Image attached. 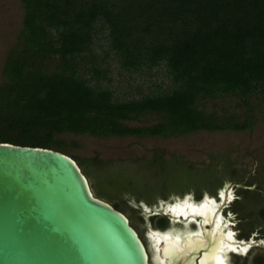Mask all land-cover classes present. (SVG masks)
Here are the masks:
<instances>
[{
    "label": "trees",
    "instance_id": "obj_1",
    "mask_svg": "<svg viewBox=\"0 0 264 264\" xmlns=\"http://www.w3.org/2000/svg\"><path fill=\"white\" fill-rule=\"evenodd\" d=\"M20 3L19 41L1 68L0 142L63 153L65 145L55 137L62 132L92 137H169L195 130L240 131L251 125L248 109L239 120L223 111H205L199 102L229 95L248 106L249 97L264 93V0ZM101 31H105L107 45L98 56L95 41ZM107 52L128 72L160 67L168 85L152 83L136 96L114 97L101 85L108 80L103 66ZM52 58L56 67L46 72L45 62ZM143 114L156 115L160 121L136 127L123 123ZM69 156L87 179L85 165L95 171L99 186L108 187L111 194L92 191L121 210L120 202L114 200L122 199L118 189L144 195L149 189L145 170L164 174L174 187L209 188L215 173V164L198 169L180 156L163 161L160 153L146 160V166L134 169H123L124 164L96 156L83 161ZM222 166L229 167L228 160ZM231 170L233 179L236 170ZM137 177L144 180L139 182L141 186L136 184ZM259 214L264 218V208Z\"/></svg>",
    "mask_w": 264,
    "mask_h": 264
},
{
    "label": "water",
    "instance_id": "obj_2",
    "mask_svg": "<svg viewBox=\"0 0 264 264\" xmlns=\"http://www.w3.org/2000/svg\"><path fill=\"white\" fill-rule=\"evenodd\" d=\"M222 191L216 203L208 198L206 204L168 207L169 218L192 216L201 229L156 233L165 264H224L225 251L243 253L262 244L220 233L227 221L219 209L231 195L224 184ZM0 264L149 263L127 217L93 194L74 159L50 148L0 142Z\"/></svg>",
    "mask_w": 264,
    "mask_h": 264
},
{
    "label": "rangeland",
    "instance_id": "obj_3",
    "mask_svg": "<svg viewBox=\"0 0 264 264\" xmlns=\"http://www.w3.org/2000/svg\"><path fill=\"white\" fill-rule=\"evenodd\" d=\"M22 14L20 0H0V82L4 80L1 76L4 60L19 41ZM104 34L105 31H101L98 34L99 38L95 41L94 51L98 56L102 55V51L106 49ZM104 61L103 66L107 70L105 76L108 80H102L101 85L109 88L113 96L118 99H127L144 93L146 88L152 87V83H158L161 87L168 85V80L164 77L160 67L128 72L119 68L112 52H107ZM55 67L56 59L52 58L45 62L44 70L50 72ZM199 103L205 111H215L218 114L223 111L226 115H235L239 120L243 118L248 109L251 125L240 131L195 130L169 137L133 135L92 137L68 132L58 133L55 137L63 141L65 145L63 153L73 155L79 161L96 156L98 159L108 160L114 164H124L123 169H134L136 165L142 167L145 164L146 166V160L156 153L161 154L163 161L171 160L173 155L180 156L188 165L198 169L215 164V172L217 175H223L222 179L225 176L228 178L230 173H233L231 169H234L236 178L247 181V185L255 188L260 194L258 196L264 199V93L249 97L248 106L240 104L235 97L229 95H218ZM159 121L160 118L156 115L143 114L137 120L123 121V123L126 126L136 127L147 126ZM225 159L228 160L229 167L222 166ZM85 167L92 190L97 194H111L108 187L99 186L95 171L86 165ZM129 173L131 174V171ZM149 173L150 171L145 170V177ZM134 178L136 176L132 177ZM155 183V179L150 180L151 185ZM174 188L181 190V193H189L193 191L194 186L182 184L179 188L177 186ZM118 193L119 198L122 199L116 198L115 202H120V206L129 214L131 222L143 233L145 221L141 217L142 211L136 202L139 200V204L145 209V194L139 196L126 188H119ZM261 223V227H264V223Z\"/></svg>",
    "mask_w": 264,
    "mask_h": 264
},
{
    "label": "flooded vegetation",
    "instance_id": "obj_4",
    "mask_svg": "<svg viewBox=\"0 0 264 264\" xmlns=\"http://www.w3.org/2000/svg\"><path fill=\"white\" fill-rule=\"evenodd\" d=\"M220 175H217V172L212 174V182L209 188L199 185L193 188L192 193H181V190H176L177 188H174L173 185H168L164 179V174L149 173L146 176L147 178L145 177V184L149 187L145 192V213L142 205L139 204V200L136 202L142 211L141 217L145 221L143 233L131 222L129 214L124 209L116 208L127 217L129 224L136 231L144 246L149 264H165L159 255L158 246L161 241H156L157 234L165 232L168 236H178L200 232L201 226L198 220H194L192 216H186L182 221L177 217L169 218L168 207L173 205L175 208V204L182 205L186 203L190 205H198L201 202L206 204L208 203V198H212V202L216 203L220 199V193L223 192V184L231 195L219 209V215L227 221V224L220 225V233H224L226 230L233 231L232 238L237 241L258 239L262 241L261 245L250 244L243 253L225 251L223 253V263L264 264V227H261V222L264 223V218L259 214L260 209L264 208V199L258 196L260 194L257 193L255 188L247 185V181L236 177L232 180L230 176L228 178L225 176L222 179L221 177L224 176ZM153 179L156 181L155 185L150 184V180ZM135 181L136 184L138 183L141 186L139 182L142 181L143 183L144 180H141V177H137ZM177 187L179 188L180 186ZM203 189L205 191H201ZM93 194L96 196L94 192ZM99 198L112 205L106 199Z\"/></svg>",
    "mask_w": 264,
    "mask_h": 264
},
{
    "label": "bare ground",
    "instance_id": "obj_5",
    "mask_svg": "<svg viewBox=\"0 0 264 264\" xmlns=\"http://www.w3.org/2000/svg\"><path fill=\"white\" fill-rule=\"evenodd\" d=\"M206 202V201H205ZM186 203V202H185ZM180 205V204H179Z\"/></svg>",
    "mask_w": 264,
    "mask_h": 264
}]
</instances>
